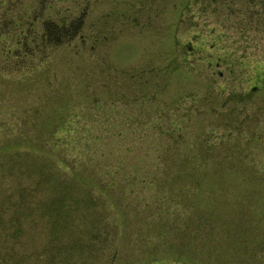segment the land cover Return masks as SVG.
Returning a JSON list of instances; mask_svg holds the SVG:
<instances>
[{
	"label": "rangeland",
	"instance_id": "rangeland-1",
	"mask_svg": "<svg viewBox=\"0 0 264 264\" xmlns=\"http://www.w3.org/2000/svg\"><path fill=\"white\" fill-rule=\"evenodd\" d=\"M0 264H264V0H0Z\"/></svg>",
	"mask_w": 264,
	"mask_h": 264
},
{
	"label": "trees",
	"instance_id": "trees-1",
	"mask_svg": "<svg viewBox=\"0 0 264 264\" xmlns=\"http://www.w3.org/2000/svg\"><path fill=\"white\" fill-rule=\"evenodd\" d=\"M55 26H56V28L58 29V31H57V29L54 28V27L51 28V31L53 30V31L56 32L58 35L55 34V36L53 37V41L51 40V41L53 42V43H52L53 45H57V44L60 42V41H59V32H60V29H61V28L59 27L60 25H58V24H55ZM47 31H48V29H47ZM52 33H53V32H52ZM1 36L4 37L5 35L2 33ZM22 36L27 37L26 39H29V41H28L27 43H24L23 40H22V41L19 40V41L17 42V44L19 43V45H21L22 47H23V45H24V46H27V47H30V45H31V41H33V39L28 38V36H26L25 34H24V35L21 34V37H22ZM41 38H42V40H44L45 36H43V37H41ZM9 42H10V40H9ZM36 45H37V44H36ZM15 49H17V48H15ZM38 49L40 50V47L37 45L35 48H33L32 50H30L29 53L32 54L34 50H38ZM29 58H30V56H29ZM13 61H16V60H15V56H14V60H13Z\"/></svg>",
	"mask_w": 264,
	"mask_h": 264
}]
</instances>
